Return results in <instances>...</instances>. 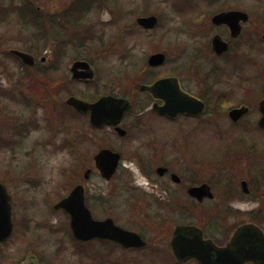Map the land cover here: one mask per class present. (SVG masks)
<instances>
[{"label": "rangeland", "instance_id": "obj_1", "mask_svg": "<svg viewBox=\"0 0 264 264\" xmlns=\"http://www.w3.org/2000/svg\"><path fill=\"white\" fill-rule=\"evenodd\" d=\"M94 1L84 2L82 5L89 8L82 12L75 9V6L79 7V5H75L76 3L71 0H29L37 11L56 20L70 13L82 14L79 16L81 22L78 20L81 23L79 35L82 33L90 36L84 43L65 48L63 59L59 61L61 62L59 64L69 69L76 56L80 55L81 59L92 64L97 78L93 85L80 82L74 86L70 85L69 91L61 95L63 101L69 94L71 95V90L84 95L93 92L96 88L101 91L102 86L111 90L107 80L114 73L117 79L112 81L113 86L118 85L119 89L126 87L130 90L137 84L140 75L129 74L128 63L141 68L146 64L150 54L163 52L167 60L163 66L152 69V75L160 76L176 72L178 65L188 64L192 70L198 72L197 80L193 75L182 74L180 76L182 83L188 91L197 95L204 94L210 99L209 112L198 118L163 121L156 115L150 114L152 100L146 95L139 94L135 96L136 110L124 121V123L127 122L126 128L129 129L127 140L113 141L109 133L100 131L96 137L104 138L94 141L96 140L94 133L84 127V122L86 124L87 120L74 116L70 112H67L66 118L64 117L67 124L60 126L54 120L50 125L44 120L47 115L44 107L27 110L17 101L11 100V91L18 93L20 89L30 97L31 93H33L31 96H35L37 88L31 82H21L20 86L17 84L19 63L9 54V51L26 52L27 48H31L35 52L33 55L38 56V59L42 56L50 57L53 50V54L56 53L53 37L48 35L45 44L37 43L36 35L31 36L33 27L30 24L26 26L27 24L23 25L24 21L13 19L12 22L0 23V86L6 91V98L1 105L5 106L6 111L4 122L5 119L8 121V126L6 122L4 124V132L11 134L15 123L19 121L38 123L35 129L28 132L27 138L22 137L19 147L0 150V181L7 186L11 194L15 225L13 236L7 244L0 246V256L4 261H8L7 264H17L16 262L24 264L32 258L37 259V256L42 258V264H116V260L119 264H126L120 259H126L127 256L131 261L140 260L139 264H150L154 255H150L148 250L124 253L106 242H96L87 247L80 246L72 239L66 214L52 208L74 185L83 184L86 203L90 209L95 208V212L92 213L94 218L102 219L108 216L122 225L133 224L138 227V232L142 233L149 247L159 248L162 245L159 234L174 224L173 216L168 217L166 223L160 224L157 204L152 203L155 196H160L157 188L161 182L154 173V168L135 162L132 157L137 151L146 158L144 155L147 152H153L154 148L158 149L161 145H165L166 150L162 154L179 174L192 175L195 179L202 181L206 179L215 181V171H206L191 163L193 146L198 145L201 148L222 152L232 145L234 139L225 132H218L219 129H232L237 133L240 131L243 133L245 128H249L248 132L252 140L257 141L254 142L258 150L256 156L264 170V136L253 129L259 117L256 109L259 98L245 93L248 86L246 83L249 82L247 76L249 71L244 66L246 63L242 61L246 57L250 60L258 58L264 67V43L256 44V47L249 51L250 49L246 50L247 45H243L244 40L232 41L229 53L220 58L213 55L209 46V39L212 36L210 17L213 13L225 9L223 5H237L240 10L248 13L249 22L244 27L242 39H245L248 33H252L251 36L254 33L260 36L264 31V0H206L205 2L180 0L185 2L184 6L187 5L191 9L186 11L187 13H181L184 9H178L177 1L179 0ZM207 2L210 3L207 4ZM226 2L233 3L226 4ZM203 3H206V6ZM20 4L22 0H12L9 5ZM201 12H204V19L201 18ZM149 14H154L159 19V25L151 35L135 23L137 17ZM255 23L258 25L253 26ZM65 27L62 33L69 37L72 34L70 32L72 25L67 24ZM102 43L104 44L101 45ZM124 45L130 53L124 54L122 50ZM247 52L251 54L245 55ZM126 56L129 58L126 59ZM231 64L237 68L231 75L223 74V68ZM227 72L231 70L226 68L225 73ZM205 79L209 81L208 83L217 94L232 97L229 103L221 106L220 114L224 115L222 118L214 117L210 113L212 109L214 111L215 105L211 94H207L202 85ZM125 82L126 85L123 87ZM116 92H119L117 88ZM236 104L248 106L250 113L242 122L231 126L227 118V110ZM139 111L151 115L153 124L134 125L135 115ZM213 127L217 131L211 133L210 129ZM161 129L168 132L169 137H157L161 142L159 147L155 144L153 148V139L157 135L155 131ZM10 138L12 137L4 136V139ZM150 139L152 142L148 147ZM109 140L120 153L121 164L114 177L105 181L93 168L92 156L99 148L107 146ZM28 164L31 165L26 167ZM29 168H32V171ZM89 168L92 169L91 175L84 180L83 172ZM240 168L233 169L234 172L239 170L233 178L237 186L241 179L247 180L245 167ZM228 171L231 173V170ZM68 174L70 176L66 178ZM227 177H230L229 173ZM152 184H156L157 187L153 188ZM260 192H264V188L258 191ZM214 194L215 201L205 204V209L219 201L220 196H217L216 191ZM260 203V201L235 198L229 205L233 215L228 218L227 223L233 225L239 220L241 223L249 222L253 214L250 213L257 211ZM205 211L202 212L203 215ZM198 218H202L199 212ZM261 227L264 229V226ZM158 257L156 264H162V260L169 262L167 256Z\"/></svg>", "mask_w": 264, "mask_h": 264}, {"label": "flooded vegetation", "instance_id": "obj_2", "mask_svg": "<svg viewBox=\"0 0 264 264\" xmlns=\"http://www.w3.org/2000/svg\"><path fill=\"white\" fill-rule=\"evenodd\" d=\"M210 2H207L209 4ZM233 3V2H226ZM206 6V3H203ZM259 4V3H258ZM203 5V6H204ZM223 10H219L216 13H213L210 17V24L212 36L209 39V46L210 50L212 52V48L210 45V42L213 37H218L222 41L228 43V48L230 50V45L232 41L235 40H244L247 42L249 47H256V44H259L261 41V38L263 36L264 31L259 36L258 34L254 33L253 36L252 33H248L247 37L245 39H242L243 30L246 24L249 22V15L247 12L242 11L239 9L237 5L230 6V5H223ZM205 8V7H204ZM222 9V8H221ZM228 11H242L247 14V20L246 21H240L238 23L239 26V33L237 36L231 35V30L229 26L226 24H214L211 19L213 16L228 12ZM183 13V12H181ZM201 18L204 19V12L200 13ZM159 21V19H158ZM258 23H255L253 26H257ZM68 38V36L66 35ZM67 38H65L63 43V53L62 55H58L56 57L54 50L52 53V56L46 57L42 56L39 59L37 58L33 50L31 51H23L27 53L32 58L31 64H25L21 60L20 57L13 54L12 50L9 51V54L19 63V75L17 78V84H21V82L24 83H34L37 88V91L35 92V96H31L33 93H31L28 97L26 92H22L20 89L18 90V93L16 91H11V100L18 101L23 107H25L27 110L36 109L35 107H44L45 112L47 115L45 116L44 120L48 124H52L55 120L57 125H65L67 124L64 120V117L66 118L67 112H69V106L65 104V101H63L61 95L63 93L68 92L70 85H75L80 83L93 85L94 81L97 78L96 71L93 70L92 64H90L88 61L83 60L80 58V55L76 56L79 61H85L89 64L90 69L92 71V78L90 79H72L71 75V66L70 68L66 69L64 68L59 62L61 59H63L64 50L69 46V43L67 42ZM252 42H251V41ZM237 41V42H239ZM242 46V45H241ZM229 50L225 54L221 55H215L216 58H220L225 56L229 53ZM41 51V50H40ZM32 53V54H31ZM213 53V52H212ZM54 56V57H53ZM53 57V58H52ZM47 62V63H46ZM51 62V63H49ZM53 62V63H52ZM75 62V61H73ZM72 62V63H73ZM263 63L259 61L257 58V67L259 71V77L264 73V67ZM157 67H151L148 68V72L146 74H143L138 70L137 74L139 76V80H137V84L129 90V88H118V85L113 86L112 81L114 79H117L116 73L110 75L108 77V84L109 87H111V90L109 88H103L100 87L101 91L96 90V88L93 92H90L88 94H80L78 98L85 101L86 103H94L97 100H99L102 97H113V98H119L124 99L130 104V108L127 112H125L122 116V119L119 123V126L121 129L125 131V133L120 136L116 130V127L113 125H102L95 130L97 132L91 131L93 127H91L89 122V115L88 113H82L78 114L80 117L87 120L86 124L84 122V125H87L90 127V132H93L94 138L98 141L103 139L104 137L99 136L96 137V134L98 132H107L109 133V136L113 138V141L115 140H127L128 139V127L126 128V123H124L127 116L131 113H134L136 110L135 105H137L135 101L136 95H146L148 98L152 100L151 107L149 109V112L153 116H157V118L162 119L163 121H174L177 118H186V119H192V118H198L202 115H205L209 112L208 106L210 104V99L202 95H197L192 93L191 91H188L185 89L184 84L182 83L183 80L180 77L182 74L186 75H193L194 78L197 80V74L195 70H192L190 66L180 64L178 65V71L176 72H169L168 74H162L160 76H154L151 72L152 69L159 68ZM69 72V73H68ZM223 73V72H222ZM221 73V74H222ZM70 74V77H69ZM224 74V73H223ZM264 76V75H262ZM168 77H174L177 79L180 89L198 99L203 104V111L198 115H177V117L171 118L167 116L166 114H161L155 109L154 106H161L164 104V101L159 98H154V96L148 92L147 90H141V85H147L150 86L155 81L161 78H168ZM200 80V79H199ZM209 81L205 79L202 81V85L204 87V90L207 92V94H211V98L214 100L213 103L215 105V109L210 112L212 116L222 118L224 115H221V106L227 104L230 102L231 98L230 96L227 97L226 94H217ZM126 85H123V87ZM116 88L119 90V92H116ZM70 94L66 97L68 98ZM215 96V97H213ZM6 98V91L5 89L1 88L0 86V150L6 149V148H12L19 147L20 143L22 141V137L25 138L28 137L29 131L31 129H35L37 127L38 123H34L33 121H19L18 123H15L14 131L7 135L6 132H4V124L6 122V125L8 121L4 117L6 115L5 106L1 105V102ZM241 104L233 105V107H230L227 110V118L232 124L231 126H235L236 124L242 122L250 113V109L247 106L248 110L246 114L241 118H239L236 121H233L230 116L229 112L233 109L240 108ZM258 111V110H257ZM148 112V111H147ZM151 115H146L145 112L139 111L135 115V119L133 121V124H153L151 122ZM213 117V118H214ZM216 119V118H215ZM214 120V119H213ZM209 125V124H208ZM8 126V125H7ZM131 126V125H129ZM133 126V125H132ZM215 127V126H214ZM210 129L211 133L214 131H217L216 129ZM248 129V130H247ZM202 131V130H201ZM249 128H245V131L242 133L241 131L237 133L236 131H233L232 129H219L218 132H225L226 134L230 135L233 139L238 138L240 145H230L227 149L220 152L219 150H208L207 148H201L198 147V145L193 146L191 151V157L190 161L197 167H202L206 171L212 170L215 171V181L212 179H206L205 181L195 179L192 175L183 176L179 174L176 170H174V167L171 165V162L164 158L163 152L166 150L165 145H161L160 148L157 149L154 148L155 144L159 147V143L161 140L157 137L162 138L163 136H168L169 133L165 132V130H157L155 131L157 135L153 139V152H147L144 156V158L138 151L133 155V159L135 162L145 165L148 168H154V173L158 177V180L161 182L159 184V187L157 188L160 196H155L153 198L152 204H157L156 209L159 213V222L160 224L166 223V220L168 217H172L173 225L169 226L166 231H163L159 234L160 243L162 245L158 247H149L148 242L144 239V237L141 235L142 233L138 232V230L130 227V226H124L120 224V227L127 231H131L139 235L144 241V245L142 246H130V247H124L121 246L118 243L111 242L110 244L118 248L124 253H131V252H142L144 250H148L149 254H153V258L150 261V264H156L159 257L158 256H167V259H169V262L167 260H162V264H264V248L260 249L259 252L261 253V258L253 259V255L251 253V249H245L242 250L243 246L241 245V227L247 224H252L256 228L260 230V232L264 235V229L261 226H264V192L258 193L261 188H264V170L258 171L259 173L255 178L251 177L252 173L250 172V168L247 162H245V157L241 156V141L251 140L249 137H251V134L248 132ZM262 131V130H261ZM154 132V131H153ZM264 132V131H263ZM28 133V134H27ZM250 135V136H248ZM4 136H10L12 138L10 139H4ZM240 138V139H239ZM252 141V140H251ZM148 144V147L151 145L152 140L150 139ZM46 144V142L44 143ZM111 140L107 142V146L99 148V150L106 148L110 149L112 151H117L113 144L111 145ZM105 145V144H104ZM163 148V149H162ZM238 149V150H237ZM236 151L234 154V159L231 157L230 152ZM255 157H257V153L255 151ZM260 162V160H258ZM31 164H28L29 167ZM245 167L247 171V180L241 179L237 184L233 181V178L237 172H234L233 169H239L240 167ZM157 169H162V173H157ZM263 169V167H262ZM30 171H32V168H29ZM231 170V173L228 171ZM241 170V168H240ZM230 174V177L228 178L227 175ZM261 175V176H260ZM177 181H175V179ZM245 183V186L243 187L242 183ZM206 186L209 189V196H204L201 200H199L197 197H193L189 194V190L195 187L200 186ZM153 188L157 187L156 184L151 185ZM222 188V189H220ZM215 189L217 196L219 198V201L214 204L213 206H208L209 208L205 209V204H211V202L215 201L216 196L213 192ZM235 198L241 200V199H249L251 201H260V208L257 209L255 212H251L252 216L259 218V222L253 221L251 218L249 222H243L241 223V220L239 222L229 225L228 218L232 216L233 210L229 208V205H231L232 200ZM227 204V205H226ZM226 205V206H225ZM201 206V211H199L198 207ZM206 210V211H205ZM205 211L204 215L202 212ZM198 212L202 216L201 219L198 218ZM237 216V214H234ZM176 216V219L174 217ZM164 225V224H163ZM160 226V225H159ZM167 226V225H166ZM166 226H164L166 228ZM138 229V227H137ZM179 235L181 238H183L186 242L191 241L193 245H196V250L194 254H196L198 257H200V260H198L197 256H191V257H181L178 258L172 248V239L177 237ZM237 237L239 239L237 240ZM200 238L202 243L200 241H197L196 239ZM257 248L259 245L261 246L260 242L256 243ZM112 247V248H113ZM162 248V251H161ZM159 250V251H158ZM258 251V249H257ZM129 256L126 257V259H120L121 261H125L126 264H139L140 260L131 261L128 259ZM119 260V261H120ZM116 264H119V262L116 260ZM149 264V263H147Z\"/></svg>", "mask_w": 264, "mask_h": 264}, {"label": "water", "instance_id": "obj_3", "mask_svg": "<svg viewBox=\"0 0 264 264\" xmlns=\"http://www.w3.org/2000/svg\"><path fill=\"white\" fill-rule=\"evenodd\" d=\"M247 14L240 11H228L219 13L212 17L211 21L214 24H226L231 30L232 36H237L239 33L238 23L246 21ZM136 23L146 30L152 29L156 23L157 18L153 15L147 17H139ZM264 39V33H263ZM212 50L220 55L227 50V44L218 37H213L211 40ZM13 54L20 57L23 63L31 64L32 58L20 51L13 50ZM165 55L161 52L153 53L147 58V64L150 67L160 66L164 63ZM71 74L73 79H90L92 78V71L90 66L85 61H75L71 67ZM141 90H147L154 98H159L164 101V104L155 109L161 114L174 118L178 114L198 115L203 111V104L198 99L184 93L174 77L161 78L155 81L150 86L141 85ZM66 104L70 105L75 111L79 113H89V122L92 126L100 127L102 125L117 126L122 119V116L130 108V104L124 100L113 97H102L94 103H86L75 97H69ZM261 117L257 124L264 128V99L258 103ZM247 112V108L242 106L233 109L229 112V116L233 121L238 120ZM120 136L125 131L120 127H116ZM95 168L100 175L108 180L113 175L119 162V154L109 149H101L94 157ZM162 169H157V173H162ZM89 175V170L84 173V178ZM177 181L176 178H174ZM243 187L245 183H242ZM189 194L201 200L204 196H209V189L204 185L195 187L189 190ZM10 196L8 195L4 185L0 183V242L6 240L13 230L12 211ZM54 209H63L69 216V228L75 239L79 241H89L95 238L108 239L114 241L121 246H142L143 240L134 232L127 231L114 224L111 218L103 220L94 219L91 212L84 204V189L82 185H76L70 191L68 196L61 199L54 206ZM239 237H237V240ZM197 241H202L200 238ZM260 242L261 246L257 248ZM172 248L178 258L197 256L194 254L196 245L191 241H185L179 235L172 239ZM241 245L242 250L251 249L253 259L261 258L260 249L264 248V235L252 224H247L241 227ZM258 249V251H257ZM198 257V256H197ZM200 260V257H198ZM264 260V259H263ZM32 264V263H29Z\"/></svg>", "mask_w": 264, "mask_h": 264}, {"label": "trees", "instance_id": "obj_4", "mask_svg": "<svg viewBox=\"0 0 264 264\" xmlns=\"http://www.w3.org/2000/svg\"><path fill=\"white\" fill-rule=\"evenodd\" d=\"M12 0H0V23H4V22H12L13 20H22V22L24 21L23 25L26 26H32L33 27V31L31 33V36H35L36 37V42L38 43L39 41H41L42 44L46 43V39L48 35H51L53 38V42L55 43V47L60 50L61 47L63 46V43L66 35L65 33H62V30L66 29V25L67 24H71L72 25V30L70 31L72 34H70V36L67 38V42L69 43V45H76V44H81L82 42L84 43L90 36H87V34H82L80 33L79 35V30L81 28V17L79 18L80 15L82 14H77V12L75 13H70V15H65V17H61L59 20H56L52 17H49L47 14L44 15L42 13H40L39 11H37V9L32 6L29 3V0H22V4L18 5V6H12L9 5L10 2ZM72 2L76 3L75 5H79V7L75 6V9L77 11H86L88 7H86V5H82L84 4V2H88L90 0H71ZM100 0H95L94 2H98ZM206 1V0H203ZM4 4H7V6H4ZM48 16V17H47ZM47 20V22H46ZM80 22H79V21ZM30 24V25H29ZM133 26V24H132ZM43 35V36H41ZM124 42V41H123ZM122 42V43H123ZM126 42V41H125ZM121 43V44H122ZM100 44V43H99ZM98 44V45H99ZM104 43H102L101 45H103ZM100 45V46H101ZM26 50L31 51V48H27ZM124 54H128L130 53V51L128 49H126V45H124V47L122 48ZM129 57L126 56V59H128ZM132 63H128L129 66V74H133V75H137L138 70H140V72L143 74H146L148 72V68L146 67V65H143L141 68L136 67L134 64ZM138 68V69H137ZM138 76V75H137ZM73 91V90H71ZM249 91V89H248ZM74 93V92H72ZM246 93L248 94L249 92L246 91ZM75 94V93H74ZM71 114L74 116H78L77 114H75L72 110H70ZM257 129V127H255ZM87 130H90V127H87ZM91 131L93 132H97L94 129H91ZM240 139V138H239ZM240 145V142L238 140V138H234V141L232 142V146L233 145ZM238 150V149H237ZM255 151L257 153V149L254 145V141L251 140H247L246 141H241V156L245 157V162L248 163L249 168H250V172L252 173L251 177L255 178L257 176V174L259 173L258 171H263L262 169V165L261 163L258 161L259 158L255 157ZM236 151H231V157L234 159V154ZM73 172L71 171V174ZM69 174L66 175L67 178H69ZM261 176V175H260ZM201 206L198 207L199 211H201ZM92 211L95 212V208L91 207ZM252 220L255 222H259V218H256L255 216H251ZM124 226H130L134 229L137 230V227L134 226L133 224H129V225H124ZM37 256V264H42V258ZM5 258V256H4ZM4 264H7L8 261H4Z\"/></svg>", "mask_w": 264, "mask_h": 264}]
</instances>
